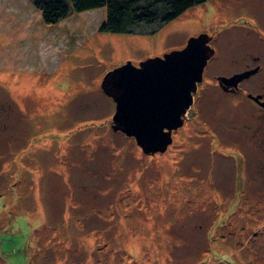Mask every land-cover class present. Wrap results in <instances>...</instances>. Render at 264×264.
I'll return each instance as SVG.
<instances>
[{
    "label": "rangeland",
    "instance_id": "1",
    "mask_svg": "<svg viewBox=\"0 0 264 264\" xmlns=\"http://www.w3.org/2000/svg\"><path fill=\"white\" fill-rule=\"evenodd\" d=\"M46 1L0 0V264H264V108L217 84L256 56L264 83V0L125 34L104 9L47 25ZM200 34L215 57L185 123L145 154L103 79Z\"/></svg>",
    "mask_w": 264,
    "mask_h": 264
},
{
    "label": "water",
    "instance_id": "2",
    "mask_svg": "<svg viewBox=\"0 0 264 264\" xmlns=\"http://www.w3.org/2000/svg\"><path fill=\"white\" fill-rule=\"evenodd\" d=\"M211 41L208 34H200L180 51L138 66L128 62L107 73L102 89L116 104L113 130L135 139L145 154L166 152L173 143V132L184 125L208 61L215 54ZM253 73L222 77L220 82L237 84ZM260 99L254 97L257 102ZM260 104L264 107V102Z\"/></svg>",
    "mask_w": 264,
    "mask_h": 264
},
{
    "label": "trees",
    "instance_id": "3",
    "mask_svg": "<svg viewBox=\"0 0 264 264\" xmlns=\"http://www.w3.org/2000/svg\"><path fill=\"white\" fill-rule=\"evenodd\" d=\"M209 1L213 0H48L38 8L50 26L74 14L104 9L105 20L99 31L125 34L168 24Z\"/></svg>",
    "mask_w": 264,
    "mask_h": 264
},
{
    "label": "flooded vegetation",
    "instance_id": "4",
    "mask_svg": "<svg viewBox=\"0 0 264 264\" xmlns=\"http://www.w3.org/2000/svg\"><path fill=\"white\" fill-rule=\"evenodd\" d=\"M213 41V39H212ZM212 41L210 42V46L212 45ZM215 49V48H214ZM216 51V50H215ZM256 56V55H255ZM214 57H215V54H214ZM244 58H246V56L240 58L241 61L244 60ZM253 61L256 62L257 64L253 67V66H249L244 69V70H240V71H234L228 75H220L218 76L217 78V84H218V87L228 93V94H234V93H244L246 96H247V99L249 101H252V102H255L254 100V97H258L260 96L261 99H260V102H257L256 101V104H258L259 106H261V102H264V83H260L259 81L262 80V76H259L258 74L261 73V67L259 65V61L261 60V56H256V57H252ZM227 64L229 65V63L231 62L230 61V58L227 59ZM208 65H209V62L206 66V68H208ZM205 68V69H206ZM250 71H253L254 74L250 75L249 77L247 78H243L242 80H240L237 84H233L232 82H229V83H221L220 82V78L222 77H225V78H232L234 76H237V75H241V74H244V73H247V72H250ZM205 72V71H204ZM253 77H254V80H253ZM257 79V80H256ZM251 80V83L250 84H247L248 81ZM259 80V81H258ZM249 85V86H248ZM249 87V89H245V87ZM246 87V88H247ZM262 107V106H261ZM264 108V107H262Z\"/></svg>",
    "mask_w": 264,
    "mask_h": 264
}]
</instances>
